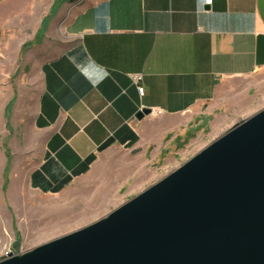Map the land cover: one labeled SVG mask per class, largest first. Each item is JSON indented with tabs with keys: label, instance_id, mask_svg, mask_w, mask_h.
Returning a JSON list of instances; mask_svg holds the SVG:
<instances>
[{
	"label": "crops",
	"instance_id": "crops-1",
	"mask_svg": "<svg viewBox=\"0 0 264 264\" xmlns=\"http://www.w3.org/2000/svg\"><path fill=\"white\" fill-rule=\"evenodd\" d=\"M28 2L0 0V60L22 62L5 138L10 199L55 194L115 153L153 162L172 125L264 74V0H75L68 13ZM11 88L0 81V125ZM5 161L0 151L1 182Z\"/></svg>",
	"mask_w": 264,
	"mask_h": 264
},
{
	"label": "water",
	"instance_id": "water-1",
	"mask_svg": "<svg viewBox=\"0 0 264 264\" xmlns=\"http://www.w3.org/2000/svg\"><path fill=\"white\" fill-rule=\"evenodd\" d=\"M0 264H264V108L104 218Z\"/></svg>",
	"mask_w": 264,
	"mask_h": 264
},
{
	"label": "rangeland",
	"instance_id": "rangeland-1",
	"mask_svg": "<svg viewBox=\"0 0 264 264\" xmlns=\"http://www.w3.org/2000/svg\"><path fill=\"white\" fill-rule=\"evenodd\" d=\"M74 1L15 0L17 6L28 2V6L53 7L63 13H68L66 11ZM45 17L49 22L53 15L50 12ZM12 58L0 60V81L12 86V99L5 106L4 124L0 125V151L6 160L0 181V261L9 254H23L104 218L177 169L233 125L264 108V74L230 82L200 112L189 114L172 125L171 133L163 137L161 158L153 162L148 158L145 163L135 158L134 153L126 158L125 153H115L95 174L75 181L55 194L35 196L23 191L21 196L10 199L7 175L15 157L5 138L15 130L10 119L18 90L13 73L17 65L22 66V62L15 64ZM169 152L172 159L166 161ZM132 160L134 163H130ZM141 169H144L142 174L134 173Z\"/></svg>",
	"mask_w": 264,
	"mask_h": 264
},
{
	"label": "built area",
	"instance_id": "built-area-1",
	"mask_svg": "<svg viewBox=\"0 0 264 264\" xmlns=\"http://www.w3.org/2000/svg\"><path fill=\"white\" fill-rule=\"evenodd\" d=\"M131 79H132L133 83L137 86V91H138L139 97H143V95H144V88L142 86H140L141 75H132L131 76Z\"/></svg>",
	"mask_w": 264,
	"mask_h": 264
}]
</instances>
